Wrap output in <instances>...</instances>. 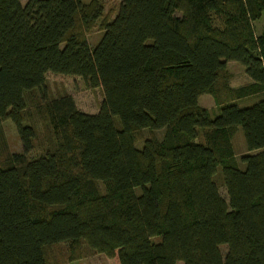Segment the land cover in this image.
I'll return each mask as SVG.
<instances>
[{
    "label": "trees",
    "instance_id": "trees-1",
    "mask_svg": "<svg viewBox=\"0 0 264 264\" xmlns=\"http://www.w3.org/2000/svg\"><path fill=\"white\" fill-rule=\"evenodd\" d=\"M263 16L264 0H120L113 17L102 0H0V131L13 119L23 146L3 158L0 136V264H60L47 246L83 240L121 264H264ZM231 60L249 83L230 84ZM48 71L104 99L88 112L69 92L46 97L49 144L30 156L25 94ZM142 128L165 130L139 146Z\"/></svg>",
    "mask_w": 264,
    "mask_h": 264
},
{
    "label": "rangeland",
    "instance_id": "rangeland-1",
    "mask_svg": "<svg viewBox=\"0 0 264 264\" xmlns=\"http://www.w3.org/2000/svg\"><path fill=\"white\" fill-rule=\"evenodd\" d=\"M105 4V12L109 17H113L116 13L120 0H102ZM26 3L27 0H22ZM101 19L98 20L97 25L88 32V40L91 47H94L103 34L100 26ZM256 31L259 32L264 25V16L254 21ZM228 70L231 74L229 82L233 87H237L249 83L252 78L246 73L245 66L237 61H228ZM71 93L77 105L88 112H97L100 109L101 103L104 99V92L102 87L90 86L85 78L81 75L65 74L54 71H48L46 75V85L43 88H34L26 91V120L25 122L34 123L37 128V137L35 138V147L30 152V156H37L48 147L47 135L49 133V126L47 120L40 114L37 107L42 104L46 97L58 96L60 94ZM253 98L242 99L241 105L254 101ZM199 103L207 107L211 115L214 116L219 113V105L217 104L213 94L203 93L199 96ZM115 121L119 124L120 119L115 116ZM164 128L151 129L142 128L136 131V144L141 146L149 136H157L161 138L164 134ZM1 140L3 143V158L14 151H22V141L18 133L17 126L13 119L7 118L2 122L0 131ZM201 139V137L199 138ZM233 143L236 151V158L241 167H245L246 163L241 156L248 152L245 134L242 125H239L233 135ZM221 173V169H220ZM103 186V185H102ZM221 193L226 196V189L224 186L220 187ZM228 197V196H227ZM47 254L51 261L60 262V264H121L118 256L110 257L103 252L94 250L85 240L82 241L81 247L72 252L68 241H61L47 246ZM227 244H222V250L225 252ZM73 255H78L77 258H72ZM62 262V263H61ZM178 264H184L179 261Z\"/></svg>",
    "mask_w": 264,
    "mask_h": 264
}]
</instances>
